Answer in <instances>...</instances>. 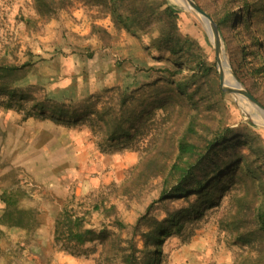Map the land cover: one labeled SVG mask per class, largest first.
Returning <instances> with one entry per match:
<instances>
[{
	"label": "rangeland",
	"instance_id": "374dc122",
	"mask_svg": "<svg viewBox=\"0 0 264 264\" xmlns=\"http://www.w3.org/2000/svg\"><path fill=\"white\" fill-rule=\"evenodd\" d=\"M152 1H163L177 12L172 32L191 42L177 56L164 48L162 37L170 30L163 23L127 32L115 29L97 8L77 2L43 20L31 0H0V64L26 65L12 81L16 96L10 106L0 94V264H124L134 247L142 249L140 233L147 231L149 220L162 221L168 212L202 199V193L191 190L187 197L159 202L174 179L166 176L173 143L186 137L205 147L215 135L226 142L212 156L213 165L227 163L218 174H209L214 177L212 206L181 234L164 240L159 264H240L258 256L261 237L255 235L256 241L243 245L239 234L255 229L264 237V224L257 219V211H264V129L245 118L220 83L219 62L199 19L170 0ZM196 1L214 23L230 65L254 74L264 64L254 28L235 24L221 32L216 8ZM84 29L88 34H81ZM165 70L175 74L168 76ZM261 73L237 80L264 106ZM155 83L163 88L180 85L183 96L169 103L167 112L157 110L149 117L138 142L129 148L108 150L101 144L102 132L87 121L76 126L55 123L38 117L33 108L40 102H88L99 110L114 104L120 92ZM222 83L226 86L223 77ZM145 101L152 105L150 94ZM191 122L193 134L187 130ZM156 147L162 154H155ZM154 154L159 172L152 174L146 165ZM202 174L201 169L196 178ZM240 196L252 208L237 215ZM5 200L30 211L25 228L1 224ZM151 204L148 218L141 220ZM66 214L81 217L83 226L100 239L74 247L61 233L55 235L56 222Z\"/></svg>",
	"mask_w": 264,
	"mask_h": 264
},
{
	"label": "trees",
	"instance_id": "16d2710c",
	"mask_svg": "<svg viewBox=\"0 0 264 264\" xmlns=\"http://www.w3.org/2000/svg\"><path fill=\"white\" fill-rule=\"evenodd\" d=\"M194 1L199 6L197 1ZM31 2L38 17L43 20L51 19L59 11L77 2L86 7L97 8L104 16L110 17L115 29H124L127 32L147 30L154 22L166 24L170 31L165 32L162 42L164 48L173 56L179 55L187 44H191V42L173 34L171 27H174L175 20L178 18L177 12L171 7L165 6L163 1L155 3L152 0H31ZM205 2L215 7L219 12V16L215 19L219 31L222 32L226 27L235 24L244 25L249 31L254 28L258 36L256 45L261 47L257 53L264 58L262 54V52L264 53V0H205ZM25 66L17 67L0 64V94L9 99L8 106L16 96V91H11L12 81L18 78ZM231 68L240 81L245 75L259 77L262 76L261 72H264V64L255 69L254 74L252 73L254 70H245V68L242 69L232 65ZM164 73L168 76L175 74L170 70H165ZM170 85L168 89V87H159L155 83L152 86L141 87L135 91L120 92L118 100L114 104H105L99 110L93 104L88 105V102L81 103L78 106L40 102L36 103L33 108L37 110L38 117L49 118L55 123L66 122L69 126H76L87 121L90 126L99 129L104 135L101 144H106L108 150H119L131 147V143L135 140V143L138 142L139 130L146 127L149 117L155 116L157 110L163 112L166 110L167 112L168 106H170L169 103L173 104V102L181 99L183 96L181 86L173 88ZM147 89H149V92L146 91ZM147 94H150L152 98V105L150 106L145 101V95ZM20 96L22 95H19V99H22ZM31 111L32 109L28 111L26 117L31 116ZM47 114L49 115L47 116ZM187 130L190 134H193L192 122L188 125ZM185 138H180L176 144L173 143L172 145L173 161L168 166L166 176L174 179L170 191L166 192L164 190L161 193L159 202L172 198L187 197L189 193L191 194V190L199 195L202 193V196H199L202 199L197 198L187 208L168 212L166 219L162 221L149 220L147 231L140 233L142 249L137 250L134 247L131 253L124 257V264H159L162 255L161 245L164 240L172 234H181L187 223L191 224L193 221L200 219L206 208L212 206L213 201H210L209 196L214 177L209 176V174H218L219 168L227 163V161H224L222 166L213 165L212 156L216 154L219 147L225 144L226 137L215 135L206 142L205 147H200L192 142L189 143ZM99 146L103 150V145ZM155 154H162L159 147L156 149ZM155 154L153 157H149L146 165V170L154 171L152 174L159 172L155 164L157 160ZM212 166H215V169H211ZM201 169L203 174L200 178H196L198 171ZM167 181L168 178L165 179L164 184L168 185ZM199 202L204 203V205L201 206ZM250 204L251 202H248L247 197L240 196L236 204L240 206V209H236L237 215L251 210ZM5 205L1 224L9 227L25 228L27 225L24 221L30 211L18 209L11 200H5ZM151 206L152 204L147 207L141 220L148 218ZM257 214L259 223L264 224V211L258 210ZM233 222H235V226L239 224L237 218H234ZM60 233L74 247L100 239L94 231L83 226L81 217H73L68 214L64 215L63 221L59 220L55 224V235L59 236ZM255 235L264 240L263 233L258 234L255 229L239 234V240L243 245L252 244L257 240ZM261 240L255 248L258 256L254 259L244 258L240 264H264V246ZM136 253L140 254V257L135 256Z\"/></svg>",
	"mask_w": 264,
	"mask_h": 264
},
{
	"label": "water",
	"instance_id": "95a60500",
	"mask_svg": "<svg viewBox=\"0 0 264 264\" xmlns=\"http://www.w3.org/2000/svg\"><path fill=\"white\" fill-rule=\"evenodd\" d=\"M183 1L186 5V10L193 13L202 24L218 62H220L221 60L227 66V70L232 78L231 84L225 86L222 83V73L220 72V68L218 67V75H219L220 83L224 86L225 90L232 96V98L237 102V104H239V106L242 108L245 118L253 125L264 129V124H259L251 119L250 113L246 109H244V105H245V101H247L253 107V111L257 112L258 114H261L263 117H264V106L261 105L257 100L252 98L238 82L236 76L233 73L231 65L224 53L222 42L214 23L209 19L206 13L195 3L194 0H183ZM215 33L218 35L220 41L215 39ZM242 91L244 95L241 94Z\"/></svg>",
	"mask_w": 264,
	"mask_h": 264
},
{
	"label": "bare ground",
	"instance_id": "6f19581e",
	"mask_svg": "<svg viewBox=\"0 0 264 264\" xmlns=\"http://www.w3.org/2000/svg\"><path fill=\"white\" fill-rule=\"evenodd\" d=\"M170 1L176 5H179L180 7L184 8V9H186V5H185L183 0H170ZM215 39L220 41V39L216 33H215ZM219 68H220V72L222 73V77L224 78V82H225L226 86H228L229 84H231L232 78H231V76L227 70V66L221 60L219 62ZM241 94L244 95L243 91ZM244 109H246L250 113L253 110V107L251 106V104H249L247 101H245ZM250 117L255 122H257L259 124H264V117L261 114H258L257 112L255 114L250 113Z\"/></svg>",
	"mask_w": 264,
	"mask_h": 264
},
{
	"label": "crops",
	"instance_id": "0c3cea01",
	"mask_svg": "<svg viewBox=\"0 0 264 264\" xmlns=\"http://www.w3.org/2000/svg\"><path fill=\"white\" fill-rule=\"evenodd\" d=\"M75 29H72V30H76L77 33H79L81 30L78 28V27H74ZM81 34H88V29H84Z\"/></svg>",
	"mask_w": 264,
	"mask_h": 264
}]
</instances>
